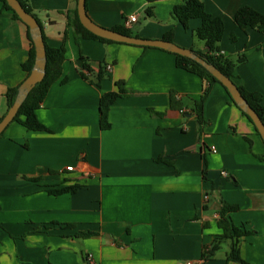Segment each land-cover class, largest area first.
<instances>
[{
  "label": "crops",
  "instance_id": "1",
  "mask_svg": "<svg viewBox=\"0 0 264 264\" xmlns=\"http://www.w3.org/2000/svg\"><path fill=\"white\" fill-rule=\"evenodd\" d=\"M26 1L45 43L63 42L67 81L54 83L36 110L47 132L10 122L0 135V264H85V255L97 264H238L227 260L230 240L211 259L200 260L203 248L220 234L223 205L236 207L225 214L233 225L254 231L239 242L241 259L264 264V162L257 158L264 156V143L223 88L211 85L202 107L206 123L199 130L191 107L206 83L176 68L172 54L83 38L75 42L66 21L77 0ZM183 1L158 0L150 17L145 0L84 3L87 16L105 29L135 16L125 27L134 37L162 39L170 32L173 44L204 50L193 35L200 21L190 20L184 30L172 14ZM200 1L224 21L220 52L231 59L246 56L236 69L237 82L260 92L264 105V32L242 30L233 19L243 6L264 14V0ZM29 46L23 24L1 10L0 119L8 110L7 90L26 79L21 64ZM80 53L90 60L89 79L99 62L105 64L100 86L79 75ZM118 80L129 94L110 106L109 128L101 130L99 99L115 90ZM171 92L178 108L169 106ZM72 184L81 189L47 193ZM85 231L95 235L79 237Z\"/></svg>",
  "mask_w": 264,
  "mask_h": 264
},
{
  "label": "trees",
  "instance_id": "2",
  "mask_svg": "<svg viewBox=\"0 0 264 264\" xmlns=\"http://www.w3.org/2000/svg\"><path fill=\"white\" fill-rule=\"evenodd\" d=\"M23 9L33 15L37 22L39 19L32 13L31 9L29 8L26 0H18ZM147 7L145 8V15L151 16L152 15V3H155L158 0H145ZM1 2V10L10 12L14 18V20L19 21L23 24V22L19 19L16 13L10 9V7L6 4L4 0H0ZM172 14L174 18L179 22V24L184 28L187 29V23L192 19H198L200 24L193 30V35L196 39L202 41L204 44V50H194L195 54L202 57L210 65H213L216 69H218L224 76L228 77L232 82H234L244 98V100L249 104L248 106L258 115L260 120L264 125V105H263V98L260 92L257 91H247L243 88L241 84L237 82L238 76L236 75V69L239 65L244 64L246 62V56L244 53L237 56L236 59H231L229 57H225L219 49L218 44L220 43L223 32H224V21L219 16H212L211 14L207 13L204 9L203 2L200 0H185L183 3L177 4L172 9ZM234 22L236 26L240 29H254L264 32V14H261L251 8L248 7H240L234 13ZM79 18L77 16L76 8L74 7L71 11L68 12V17L66 21V26L71 28L72 34L74 37L75 42H77L80 38L85 40H98L103 43H117L109 40H105L101 37H98L86 29L79 22ZM26 36L29 41V51H28V58L27 60L21 64L22 71L25 72L26 77L29 75L33 60H35V51L33 45L31 43V37L28 31V28L23 24ZM111 30L122 33L126 36H133L131 32L124 27V25H119L113 27ZM65 36L63 40H65ZM172 34L169 32L163 35L162 39L164 41H171ZM136 37V36H135ZM44 39V36H43ZM233 40L234 37L231 36ZM45 40V39H44ZM45 53H46V60H45V75L43 80H40L29 92L26 100L20 105L14 119L11 122H16L21 125L27 131H41L47 132L48 130L41 125L38 121L36 116V110L40 107L42 101L45 99L49 89L51 86L58 82L60 84H64L67 81L66 77H62V64L66 61V54H65V47L63 42L60 43L58 46L51 47L48 46L45 41ZM143 49H149L146 47L141 46ZM159 49V48H156ZM163 50V49H161ZM166 52V51H164ZM169 53V52H168ZM175 58V67L183 69L188 73L194 74L206 83L205 87L203 88L200 97L197 100L193 101L191 112L196 117V122L198 123L199 130H202L203 125L206 123L202 113V107L205 102L206 97L209 94V90L212 84H219L225 94L229 99V103H231L241 114L242 116L253 125L254 131H256L254 124L252 121L247 117L233 102L229 94L227 93L226 89L223 85L216 80L212 75H210L207 71L203 69L197 62L183 57V55L170 53ZM80 60H81V68L79 71V75L82 77L83 80L87 81L89 84H93L95 86H100V82L106 78V66L103 62H99L98 69L94 74V79H89L86 73H91L92 69L89 65V59L83 57L82 53H80ZM115 90L104 93L101 95L99 102H98V109L100 114V122L99 126L101 130H106L109 128L108 123V112L110 106L117 101L119 98H123L129 94L128 90L125 89L122 80H118L114 83ZM17 93V87L11 88L7 90L6 93V105L7 109L12 105L13 100L15 99ZM169 106L171 108L179 107V101L176 99L175 93L171 92L170 94V103ZM259 135V134H258ZM259 160L264 162V156H257ZM158 158L157 160H160ZM165 163H170L169 161H165ZM80 190L81 187L77 184H72L63 187H50L47 189V193L51 195H62L65 193H74L77 190ZM236 210L235 206L230 205H223L219 210V217L217 219V227L220 231V234L214 238V241L209 247H204L202 254H201V262H205L212 258L213 254L217 251L219 246L227 240L231 241V246H229V251L227 253V260L237 262L238 264H248L244 260L241 259L239 255V242L240 240L251 236L254 234L253 230H247L243 226H235L233 225L230 220L225 217V214L233 212ZM70 226V225H68ZM95 235L94 232L85 231L79 234L81 238H88ZM84 263L87 264V255L84 256Z\"/></svg>",
  "mask_w": 264,
  "mask_h": 264
},
{
  "label": "water",
  "instance_id": "3",
  "mask_svg": "<svg viewBox=\"0 0 264 264\" xmlns=\"http://www.w3.org/2000/svg\"><path fill=\"white\" fill-rule=\"evenodd\" d=\"M6 4L10 7L14 13L17 14L19 19L28 28L31 43L35 51V60H33V65L29 75L23 80L17 87V93L12 105L7 110L5 116L0 119V135L7 127V125L14 119L20 105L26 100L29 92L32 88L40 81L43 80L45 75V46L43 42V32L41 25L37 22V19L27 13L18 0H4ZM86 0L76 1V12L79 18L80 24L84 29L90 33L101 37L105 40L123 43L125 45L143 46L146 48H159L163 51L169 53H175L183 55V57L189 58L197 62L205 71L212 75L216 80H218L223 87L226 89L227 93L236 104V106L252 121L256 131L261 137L264 143V125L258 115L248 106L249 104L244 100L240 92L238 91L236 84L232 82L228 77L224 76L218 69L213 65H210L202 57L195 54L190 49H183L173 42L164 41L163 39H143L141 37L126 36L122 33L113 31L111 29H105L95 23L87 16L85 12Z\"/></svg>",
  "mask_w": 264,
  "mask_h": 264
},
{
  "label": "built area",
  "instance_id": "4",
  "mask_svg": "<svg viewBox=\"0 0 264 264\" xmlns=\"http://www.w3.org/2000/svg\"><path fill=\"white\" fill-rule=\"evenodd\" d=\"M137 20V18L135 16H130L125 22H124V27H129L133 22H135ZM109 69V66H107V70ZM212 152H215L214 147L210 148ZM72 169V167H66V170L70 171ZM222 175H225V173H222ZM87 264H97L95 261L92 260V258L87 255ZM188 264H192L191 262H189Z\"/></svg>",
  "mask_w": 264,
  "mask_h": 264
},
{
  "label": "rangeland",
  "instance_id": "5",
  "mask_svg": "<svg viewBox=\"0 0 264 264\" xmlns=\"http://www.w3.org/2000/svg\"><path fill=\"white\" fill-rule=\"evenodd\" d=\"M225 246H226L225 244H224V245H222V248H223V247H225Z\"/></svg>",
  "mask_w": 264,
  "mask_h": 264
}]
</instances>
